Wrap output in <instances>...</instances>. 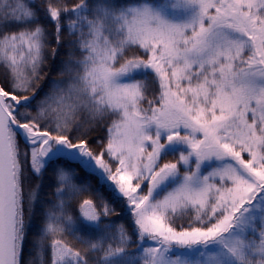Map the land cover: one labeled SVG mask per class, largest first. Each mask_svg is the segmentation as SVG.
<instances>
[{"label": "snow or ice", "instance_id": "6c2138e0", "mask_svg": "<svg viewBox=\"0 0 264 264\" xmlns=\"http://www.w3.org/2000/svg\"><path fill=\"white\" fill-rule=\"evenodd\" d=\"M0 264H264V0H0Z\"/></svg>", "mask_w": 264, "mask_h": 264}]
</instances>
